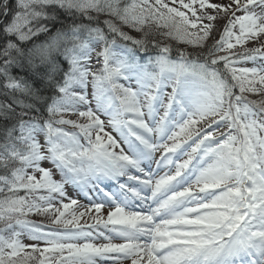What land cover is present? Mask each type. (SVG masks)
Masks as SVG:
<instances>
[{"label":"snow or ice","instance_id":"6c2138e0","mask_svg":"<svg viewBox=\"0 0 264 264\" xmlns=\"http://www.w3.org/2000/svg\"><path fill=\"white\" fill-rule=\"evenodd\" d=\"M125 260L264 264V0H0V264Z\"/></svg>","mask_w":264,"mask_h":264},{"label":"rangeland","instance_id":"374dc122","mask_svg":"<svg viewBox=\"0 0 264 264\" xmlns=\"http://www.w3.org/2000/svg\"><path fill=\"white\" fill-rule=\"evenodd\" d=\"M213 2H215V3H219V1L218 0H213ZM215 36H216V34L214 35V38H215ZM217 38V37H216ZM181 46H183V45H181ZM248 66H253V64L252 63H248ZM74 118V117H73ZM109 131H111V129H108ZM114 135H115V133H113ZM157 155H159V154H157ZM57 179H59V176H57L56 177ZM68 194L71 196V197H73V198H76V199H78L79 201H80V203L82 204V205H88L89 204V201H88V199H86L82 194L81 195H77V190L76 189H74V188H72V187H68ZM93 198H95V197H93ZM65 202H67V201H65ZM106 211V210H105ZM95 213H93V215H94ZM38 218H40L39 216H37ZM43 218V220H45V222H47L46 221V218H44V217H42ZM84 220H88V222L89 223H91L92 221L89 219V217H87V216H85L84 217ZM23 238V237H22ZM25 239V242L26 243H32V241H29V240H27L26 238H24ZM120 240H117V241H115V242H119ZM120 242H122V241H120ZM104 264H113V262L112 261H107V262H104ZM123 264H130V261H128V260H125V261H123Z\"/></svg>","mask_w":264,"mask_h":264},{"label":"trees","instance_id":"16d2710c","mask_svg":"<svg viewBox=\"0 0 264 264\" xmlns=\"http://www.w3.org/2000/svg\"><path fill=\"white\" fill-rule=\"evenodd\" d=\"M219 1V3H222V2H227V0H218ZM223 23H224V21H218V26H222L223 25ZM133 35H136V33H132ZM216 34V36H215V38L216 39H218L219 38V35H220V31H217L216 33H214V35ZM253 46V44L252 43H249L248 45H247V47H252ZM181 47H183V46H181ZM251 98H253V99H255L256 97L255 96H252ZM31 219H33V220H43V218L42 217H40V218H38L37 216H32V217H30ZM47 221V220H46Z\"/></svg>","mask_w":264,"mask_h":264}]
</instances>
